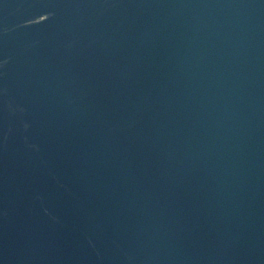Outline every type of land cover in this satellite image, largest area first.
<instances>
[{
    "label": "water",
    "instance_id": "1",
    "mask_svg": "<svg viewBox=\"0 0 264 264\" xmlns=\"http://www.w3.org/2000/svg\"><path fill=\"white\" fill-rule=\"evenodd\" d=\"M0 264H264V0H0Z\"/></svg>",
    "mask_w": 264,
    "mask_h": 264
}]
</instances>
